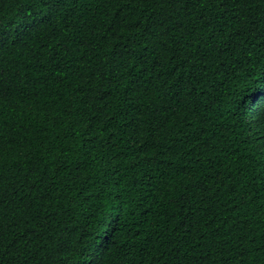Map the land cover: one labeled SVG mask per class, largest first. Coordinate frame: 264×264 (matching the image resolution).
Returning <instances> with one entry per match:
<instances>
[{
    "label": "trees",
    "instance_id": "16d2710c",
    "mask_svg": "<svg viewBox=\"0 0 264 264\" xmlns=\"http://www.w3.org/2000/svg\"><path fill=\"white\" fill-rule=\"evenodd\" d=\"M0 264H264V0H0Z\"/></svg>",
    "mask_w": 264,
    "mask_h": 264
},
{
    "label": "snow or ice",
    "instance_id": "6c2138e0",
    "mask_svg": "<svg viewBox=\"0 0 264 264\" xmlns=\"http://www.w3.org/2000/svg\"><path fill=\"white\" fill-rule=\"evenodd\" d=\"M3 43V40L2 39H0V44H2Z\"/></svg>",
    "mask_w": 264,
    "mask_h": 264
}]
</instances>
